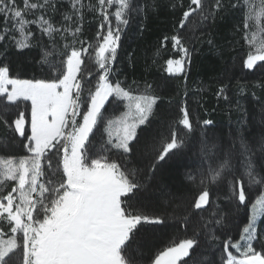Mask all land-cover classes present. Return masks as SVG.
Instances as JSON below:
<instances>
[{
  "label": "snow or ice",
  "instance_id": "6c2138e0",
  "mask_svg": "<svg viewBox=\"0 0 264 264\" xmlns=\"http://www.w3.org/2000/svg\"><path fill=\"white\" fill-rule=\"evenodd\" d=\"M55 5L56 0H23V7L17 4V0H0V15L14 21L13 30L23 37L17 40L15 35L9 36L18 49L31 46L28 42L31 32L25 36L29 24L38 25L39 31L50 38L41 60L42 64L48 65L49 78H12L9 67L0 63V122L10 130L6 139L15 143L22 138L19 139L21 146L31 154L15 160L0 156L3 169L0 171V186H6L7 181L17 182L11 191L0 197V264H139L141 233L149 230L145 225H159L164 221L138 213L133 208L132 201L142 187L136 179V170H122L121 164L108 158L106 153L110 149L106 145L125 154L131 153L141 144L137 128L147 125L157 101L152 95H133L131 90L122 87L119 80L110 79L114 76L112 64L120 47V34L129 23V15L142 9L134 0H97V6H88L90 11H99L103 20L96 34V44L80 48L72 46L70 52V46L65 44V50L61 52L53 34H59L60 38L70 34L73 36L72 45H75L81 26L73 29L71 25L60 24L57 27L51 17L46 19L43 13L56 12ZM71 8L74 15L82 19L83 0H71ZM109 8H113L115 24L109 19ZM33 10L42 12L35 19H27V14ZM221 10H237L243 16L241 38L249 46L243 66L250 70L256 68L258 63L264 62V23H261L264 20V0H227L226 3L190 0L179 28L184 29L186 23L190 25L188 30L192 31L206 27L205 22L214 20L216 12ZM193 13L196 14L193 21H189ZM63 20L72 21L73 14L63 13ZM5 34L6 31H0V41L4 40ZM171 39L173 47L184 57L178 61L168 60L167 71L170 74L183 73L185 62H190V49L182 43L184 37L179 32ZM79 43L83 45L84 41ZM208 43L212 44V40L209 39ZM90 47L99 70L94 82L87 79L91 72L81 75V66L85 64L84 57L89 56ZM53 51L63 58L49 60ZM260 68H264V63H260ZM227 87V84L223 85L217 93L225 100L228 99ZM110 97L114 98V106L127 101L128 112L116 121L120 125L116 142L113 144L109 138L98 146L93 142L96 140L94 129L96 135H100L105 125L113 123L105 109ZM236 103L244 114L236 121L237 135L232 139L231 147L222 149L218 140H208L207 133L211 131L208 126L213 121L204 120L198 129L199 183L205 187L195 198L192 208L206 209L210 199L207 185L226 182L229 194L224 198L234 200L237 207L251 205L252 215L239 240H225L221 249L224 255L220 259L224 264H264V255L252 245L257 239L256 207L264 204V195L253 202L246 195L245 185L246 180L249 189L260 185L264 190V176L257 170L255 153L243 135L247 114L243 105L239 101ZM181 113L176 123L182 127L169 125V135L162 138L158 146L151 145L154 155L151 156L149 172H154L157 166L163 167L160 162L166 164L176 156L185 146L186 139L197 131L186 106L181 108ZM237 144L239 167L234 162ZM145 147L149 146L146 144ZM258 150L264 152V137ZM259 167L264 168V156ZM41 177L47 179L42 181ZM189 179L193 177L189 176ZM210 215L214 219L196 212L200 222L193 227L194 235L169 244L152 259V264H181V261L195 264L194 257L186 258L193 256L192 250L200 243L196 238L200 229L206 230V238L218 239L212 226H224L222 212L219 216L215 211ZM185 222H188L187 216ZM5 228L7 239H4ZM240 240L244 243L241 244ZM229 247L241 258L238 259Z\"/></svg>",
  "mask_w": 264,
  "mask_h": 264
},
{
  "label": "trees",
  "instance_id": "16d2710c",
  "mask_svg": "<svg viewBox=\"0 0 264 264\" xmlns=\"http://www.w3.org/2000/svg\"><path fill=\"white\" fill-rule=\"evenodd\" d=\"M226 2L227 0H224L222 3ZM134 3L139 4L142 10L129 15V23L120 34V47L116 53V61L112 66L114 76H110V79L119 80L122 87L131 90L132 93L152 95L158 100L153 116L147 125L138 132L141 144L137 145L131 154L125 157L126 166L129 167V170H136L137 176L144 186V189L141 187L135 195V198L143 201L139 200V203L133 201V208L143 211L147 216L159 217L164 221L159 225H145L149 230L141 233V245L144 247L151 232L155 233L157 230L156 234L159 237V232L166 229V215H174V213L177 215L176 232L177 236L180 235L182 239L186 233L188 238L194 235L193 227L200 222L196 212L201 213L205 218H208L207 215L213 211H217L218 214L222 212L225 217L224 226H213L216 228L214 231L218 239L212 243L209 240L210 245L206 244L205 230L201 228L200 235L196 237L200 243L197 248L192 250L193 256L186 258L193 259L194 257L195 264H198L197 256H200L204 251L207 254L211 248H218L219 252L213 251L208 256L210 257L209 264H219L218 257L224 255L221 249L225 240L237 241L243 234V227L250 221L251 205L237 207L234 200H226L224 197L228 195V185L225 182L219 185H207L210 194L209 205L206 209L193 210L192 205L203 189V185L188 181L187 176H183L182 165L188 160L191 161L192 153L198 150L200 134L198 129L204 120L213 121V124L208 126L211 129L208 132V137L213 135V141L218 140L222 149L231 147L229 142L235 138L233 134L237 128L236 121L244 114L237 107V101L246 105L244 112L247 114V126L243 135L250 131L249 138L250 134L254 139L264 137V74L262 75V68H260V63L264 62L258 63L256 68L251 70L243 66L245 48L240 36L241 28L239 27L237 30V26H240L238 24L241 15L237 10H221L214 20L205 22L206 27H197L192 31L188 30L190 28L188 23L185 24L184 29L179 28V22L183 12L188 9L190 0H134ZM173 5L175 6L173 7ZM56 9L57 11L52 15L55 21L60 16V4ZM83 15L84 25L81 34L82 37L91 40L97 33L99 22L87 18L86 13ZM195 15L193 13V16L189 17V21H193ZM3 18L0 15V31ZM177 32L184 37L182 43L190 49V62L187 63L186 71L182 75L173 76L169 75L166 69L167 61L180 55L178 49L173 47L171 39ZM166 37L167 39H165ZM209 39L212 40V44L208 43ZM45 40L36 36L31 40V46L23 50L14 47L5 40L0 41V63L9 67L12 78H49L48 65L41 63L42 47L46 44L45 42L50 41V38H45ZM54 54L57 55L56 51ZM58 58L63 57L56 56L53 61ZM53 75H58V73H53ZM254 79L258 80L257 84L253 82ZM225 84L228 86L226 89L227 100L217 94ZM112 101L113 97H110L109 103L105 105L106 110ZM185 106L189 111L193 127L197 131H194L191 137L186 139L185 146L178 150L176 156L166 164L160 162L163 167L157 166L154 172H149L151 156L154 155L151 145L158 146V142L169 135V125L182 127L176 122L182 116L181 108ZM258 121H261V125ZM9 135L10 130L0 122V138H5L0 139V144L7 145L6 148L10 150V152L4 150L0 156L11 157L21 155V153L23 155L19 142V139L22 138L12 143L11 140L6 139ZM16 135L18 136V134ZM146 144L149 147L146 148ZM11 148H14V151L16 148H20V152L16 151L14 154ZM257 155L258 168L261 176H264V168L259 167L264 153L261 154L258 151ZM149 176L151 178H148ZM250 192L251 190L246 186V195L249 196V199L252 197ZM162 193L166 195V198L178 200L176 212L168 211L165 208V210H161L162 208L159 207L153 211L150 210L148 199L150 200L156 194L163 195ZM214 194L219 196V199H215ZM185 216H187L188 222H185ZM261 224L262 229L264 216ZM260 237H263L262 231ZM173 238H165L166 241L163 242V239L159 237L155 241L154 247L147 251L148 259L152 258L155 252L163 249L167 240ZM229 250L233 251V254L235 253L231 247ZM139 257L141 255L137 259Z\"/></svg>",
  "mask_w": 264,
  "mask_h": 264
},
{
  "label": "rangeland",
  "instance_id": "374dc122",
  "mask_svg": "<svg viewBox=\"0 0 264 264\" xmlns=\"http://www.w3.org/2000/svg\"><path fill=\"white\" fill-rule=\"evenodd\" d=\"M224 0H221V2H223ZM30 2H33V0H30ZM17 4L20 5L21 7H23V0H17ZM60 4V7H61V12H60V16L56 19V21L53 19L52 15H53V12L52 11H47L46 13H43L45 15V18L48 19L49 17H51V20L53 23H56V26L59 27L60 24H64V25H71L72 28L74 29L77 25H80L81 26V31L80 33H78L75 37V39L77 40V43L75 45H72V41H73V36L68 34L66 35L64 38H60L59 34H56L54 33L53 36H54V39H55V44L57 45V48L59 49V51H64V46L65 44H68L70 47L68 49V51L70 52V49L72 46L74 47H77V48H80V47H87L89 44H96V35L93 39H87V38H84L82 37V29H83V19H84V15L83 13H86L87 15V18H90V19H93L94 22H99V25L103 22L102 20V17L100 15V12L99 11H90L89 10V5H92V6H97V0H83V4H84V8L82 9V19H78L75 15H74V10L71 8V0H56V8L58 7V5ZM79 7V5H78ZM115 7V5L113 6V8ZM113 8H109L108 11H109V19L113 21V24H115V20H114V12H113ZM42 12V10H33L32 12L28 13L26 18L29 19V20H32V19H35L36 18V15L37 14H40ZM70 13V14H73V20L72 21H65L63 20V13ZM220 12V11H217L216 12V15L217 13ZM238 14H240V12H238ZM2 16V15H1ZM4 17V16H2ZM4 21H3V24H2V28H1V31H6V34H5V38L4 40L7 42V43H11L12 45H14V47L16 46L15 45V42L10 40L9 39V36L10 35H15L16 36V39L17 40H20L22 39L23 37H21L20 33L17 32V31H14L13 30V24H14V21H11V20H8L6 19L5 17L3 18ZM261 23H264V20L261 21ZM7 25V29L5 28V26ZM99 25H98V30L97 32L99 31ZM240 25L239 27L241 28V32H240V36L242 35V32L244 31L243 29V16L240 15L239 16V24ZM254 30V29H253ZM31 32V36H28V33ZM81 34V35H80ZM97 34V33H96ZM25 36H28V42L29 44L31 45V40L34 39L36 36H38L39 39L43 38L44 41L45 38L46 39H49V36L47 34H42L40 31H39V28H38V25L36 24H29L25 30ZM84 41V44L81 45L79 43V41ZM3 42V41H2ZM242 42H243V47L245 48V52L243 53V57H245L246 59V53L249 49V46L246 44V42L242 39ZM46 44L42 47L43 49L45 47H48L49 44H50V41L48 40L47 42H45ZM29 47L27 48H24V49H28ZM43 49L41 50V57L42 59L44 58L43 57ZM20 50H23V49H20ZM49 50H52L51 48H49ZM118 50V48H117ZM179 51V50H178ZM88 52H89V56H86L84 57V60H85V64L82 65V72H81V75H84L85 72H91V76L87 77V79H90L91 81H95L96 77L99 75V70L97 69L95 63H94V59H93V48H89L88 49ZM117 53V51H116ZM178 53H180L179 56H177V58H173L171 60H174V61H178V60H181L183 57H184V54L179 51ZM57 56V55H56ZM55 54H54V51H53V55L51 57H49V60H53V58L56 57ZM187 63L188 62H185V65H184V72L186 71V68H187ZM114 64V63H113ZM112 64V66H113ZM167 68H168V65H167ZM167 70V69H166ZM262 70V75L264 74V68L261 69ZM168 72V71H167ZM183 72V73H184ZM183 73H173V74H170L168 72L169 75H173V76H178V75H182ZM253 82L255 84L258 83V80L257 79H254ZM133 95H141L140 93H132ZM83 98V97H82ZM114 100V98H113ZM158 100L156 101V104H157ZM120 106H114L113 105V101L112 103H110V106L109 108L107 109V113H108V116L111 118V120L113 121V123L111 124V126H107L105 125V128H104V131L100 134V135H96V130L94 129V132H93V135L96 136V140L93 141L95 144H97L98 146L101 145L103 143V141H106L108 140L109 138H111V140L113 141V144L116 142L117 140V132L119 130V123L116 122V121H119L120 118H122L127 112H128V108L126 107V104H127V101H120L118 102ZM241 103V102H240ZM155 104V106H156ZM237 105V104H236ZM244 105V104H242ZM155 106H154V109H155ZM244 107L246 108V105L243 106V109ZM154 109H153V112H154ZM153 112H152V115L149 117V119L153 116ZM262 121V120H261ZM261 121L259 122V124L261 125ZM145 125H141L137 128V134L139 132V130L141 128H143ZM99 127V125L97 126ZM248 133H245L244 134V137L245 139L247 140L249 146L253 149V152L255 153L254 155V159L255 161L257 162V152L259 151L258 148H259V145L261 144V138L262 137H257L254 139V137L250 134V138L248 137V134L250 131H247ZM109 133H111V136L109 137ZM200 135V134H199ZM234 137H236L237 133L234 132ZM247 136V137H246ZM207 138L208 140L211 142L213 141L214 137L213 135L209 136L208 137V133H207ZM93 137L90 136L89 137V140L92 141ZM135 141L132 142V144L134 143ZM230 146L232 144V141L230 140L229 142ZM7 145H3V144H0V153L3 152L5 150V152H10L9 148H6ZM132 145L130 144V147ZM106 147H108L110 149V151H108L106 154L108 156V158L110 160H115L117 163L121 164L122 166V170H129V167L126 166V158L127 155L131 154V153H128V154H125L122 152V150H117L115 148H113L111 145H106ZM12 152L15 154L16 151L17 152H20V148H16V150L14 151V148H11ZM258 150V151H257ZM22 152H23V155L25 154H28V155H31L30 153H27V150L25 148L22 147ZM261 154L264 153V152H261L259 151ZM239 153V144L236 145V148L234 149V156H235V160L234 162L237 163V166L239 167V164L237 161H239V155H236V154ZM22 153L21 155H15V156H11V157H8V158H12V159H18L20 157L23 156ZM4 157V156H2ZM119 157V158H118ZM192 160H188L187 163L183 164V176H187L186 179H188V181L190 182H196V184L199 183V180H200V151H199V147H198V150H196V152H193L192 155ZM2 166H0V171H2ZM131 170V169H130ZM257 170L259 171L260 173V170L258 168V164H257ZM162 172V171H161ZM138 173H136V179L141 183V181L139 180L138 176H137ZM261 175V174H260ZM189 176L193 177V179H189ZM42 181L46 180L47 177H41L40 178ZM17 184L16 181H7L6 182V186H0V197H2L3 195H5L7 192L11 191L12 187H15ZM245 184L247 186V183H246V180H245ZM142 185V189H144V186L143 184L141 183ZM202 187H205V185H203ZM141 189V188H140ZM249 189V188H248ZM251 190V194H252V197L251 199H253V202H255V200L257 199H260L262 195H264V190L261 189L260 185H255L253 186L252 188H250ZM227 193L229 194V190H227ZM163 194V193H162ZM33 198H35V194H33ZM143 201L142 199H139V198H135L133 201L135 202H140V201ZM146 200V199H145ZM132 201V202H133ZM149 201V208L150 210H154V209H157L156 207H159V208H162L161 210H165L167 209L168 211L169 210H172L173 212H176L177 211V201L178 200H173V199H170V198H166V195H160V194H156L154 196H152L150 198V200L148 199ZM220 201V200H219ZM164 202V203H163ZM220 207V206H219ZM165 208V209H164ZM138 213H141L143 215H145V213L143 211H139V210H136ZM144 211H146L144 209ZM217 213V216H219L220 214H218L217 211H215ZM211 213H209L207 215L208 219L209 218H213L211 217L210 215ZM251 215H252V208H251ZM177 215H174L171 214L169 216L166 215L167 219H166V229L162 232H159V237H161V239H163V242L165 240V238H169V237H174L172 240H167V242H165V245L163 246L164 248L161 249V250H158L157 252H155L154 255H152V258H149L148 259V255H147V251L149 249H152L154 247V243L155 241L158 240V234L157 233V230L155 231V233L151 232L150 235H148V238L144 244V247L142 245L141 247V252H142V255L141 257H139V264H152V259L158 255L162 250H165L169 244L173 243V242H180L182 241L183 239L185 238H188L187 236V233L184 235L185 237L181 239L180 235L177 236V225H178V219L176 217ZM256 216H257V220H258V226L256 228V234H257V239L256 240H253L252 241V245L253 247L258 251L260 252L262 255H264V226L262 227L261 229V223H262V218L264 216V204H257V207H256ZM191 220H192V217H191ZM190 220V223L192 222ZM194 220V218H193ZM151 225V224H149ZM214 227H217L216 225H213ZM212 226V227H213ZM213 227V228H214ZM162 229V228H160ZM216 229V228H214ZM205 230V229H204ZM262 231V235L263 237L261 238L260 237V232ZM206 232V230H205ZM5 233L6 235L4 236V239H7L8 236H7V228H5ZM216 233V232H215ZM162 234V235H161ZM243 235V234H242ZM241 235V236H242ZM17 239L19 241V236H17ZM209 240L210 242L212 243L213 241H216L215 239H211L210 236H208L206 239H205V243L206 244H209ZM166 241V240H165ZM241 244H243L244 242L242 240L239 241ZM234 250V249H233ZM203 251V250H202ZM213 251H215V253L219 252L220 249L216 248H211L210 251L207 252V254H205V251L200 255V256H197V263L198 264H209V261H210V257L208 255L212 254ZM235 251V250H234ZM17 252H19V249H17ZM234 255L237 256V258H241L240 257V254L239 253H234ZM17 259L19 260L20 257L17 256ZM148 259V260H147ZM218 262L219 264H224L223 261H221L220 257H218Z\"/></svg>",
  "mask_w": 264,
  "mask_h": 264
}]
</instances>
